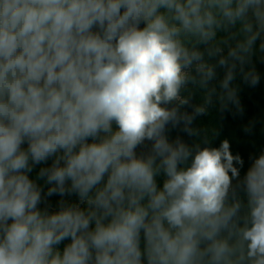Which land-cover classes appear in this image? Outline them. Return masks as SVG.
<instances>
[{
    "label": "clouds",
    "instance_id": "1",
    "mask_svg": "<svg viewBox=\"0 0 264 264\" xmlns=\"http://www.w3.org/2000/svg\"><path fill=\"white\" fill-rule=\"evenodd\" d=\"M254 57L264 0H0V264H264V150L170 138Z\"/></svg>",
    "mask_w": 264,
    "mask_h": 264
},
{
    "label": "trees",
    "instance_id": "2",
    "mask_svg": "<svg viewBox=\"0 0 264 264\" xmlns=\"http://www.w3.org/2000/svg\"><path fill=\"white\" fill-rule=\"evenodd\" d=\"M254 62L261 74L260 83L252 88L243 84L239 77L236 81L240 86L239 98L244 110L243 114L234 115V108L221 113L218 106H215L209 109L207 115L199 116L194 121L193 127L200 130L198 137H190L180 130L178 133L188 144L203 140L207 136L212 147H219L221 141L227 139L233 155L239 154L244 161V165L240 169L241 177H243L251 163L249 157L258 155L264 150V63H261L255 57ZM220 75H222V71ZM199 100L200 93H197L192 102L198 103ZM188 111H191V108ZM246 127H250L251 131H245ZM30 177L36 179L37 173L32 171ZM157 179L159 183H162V176ZM37 182L43 187L47 186L44 181L38 180ZM65 198L70 201H78L75 195L65 196ZM54 199L60 200L61 197L58 194L48 197L49 204H52ZM41 207H44V205L42 204ZM64 243H67V241ZM64 243L59 246L61 249Z\"/></svg>",
    "mask_w": 264,
    "mask_h": 264
},
{
    "label": "rangeland",
    "instance_id": "3",
    "mask_svg": "<svg viewBox=\"0 0 264 264\" xmlns=\"http://www.w3.org/2000/svg\"><path fill=\"white\" fill-rule=\"evenodd\" d=\"M187 110H189V108H188ZM178 133H179V129H174V130H172V131L170 132V138H171V139H174V138L178 135ZM25 147H26V145H25ZM50 164H51V161H49L48 164L37 165V166L34 167L33 171H35V172L38 174L40 167H46V166H49ZM40 181L43 182V180H40ZM42 187H43V186H42ZM47 187H48V186L43 187L45 192L47 191ZM53 196H54V195H53ZM64 199H67V198L64 197ZM54 200H55V202H54ZM54 200H53V203L50 204V205L52 206V209H55V208L57 207V205H58V201H59V200H57V199H54ZM67 200H68V199H67ZM69 201H70V200H69ZM70 202H78V201H70Z\"/></svg>",
    "mask_w": 264,
    "mask_h": 264
}]
</instances>
